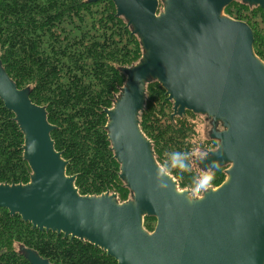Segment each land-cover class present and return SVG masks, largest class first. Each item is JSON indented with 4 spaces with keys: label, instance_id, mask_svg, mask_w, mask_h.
I'll return each mask as SVG.
<instances>
[{
    "label": "water",
    "instance_id": "water-1",
    "mask_svg": "<svg viewBox=\"0 0 264 264\" xmlns=\"http://www.w3.org/2000/svg\"><path fill=\"white\" fill-rule=\"evenodd\" d=\"M112 1L143 50L139 63L121 69L125 85L105 111L131 198L79 194L77 176L67 175L69 161L55 149L46 108L0 61V100L24 135L31 171L25 185L0 183V208L35 229L100 248L118 264H264V62L250 26L225 15L235 2L264 10V0ZM153 81L173 103L172 119L191 112L211 122L218 147L195 164L211 172L228 167L218 188L196 197L157 162L140 127ZM147 217L156 219L152 232ZM19 252L30 264H51L34 250Z\"/></svg>",
    "mask_w": 264,
    "mask_h": 264
},
{
    "label": "trees",
    "instance_id": "trees-1",
    "mask_svg": "<svg viewBox=\"0 0 264 264\" xmlns=\"http://www.w3.org/2000/svg\"><path fill=\"white\" fill-rule=\"evenodd\" d=\"M225 14L247 23L254 33V51L264 62V10L240 2ZM143 56L140 41L126 21L117 16L112 0H0V61L19 89L28 88L30 99L46 108L55 127V149L69 161L68 176L81 196L117 194L121 203L131 192L120 180L105 129L107 109L126 76L121 69L137 64ZM173 103L157 82L147 87V103L140 127L153 143L157 162L181 190L219 187L226 180L224 169H197V148L211 150L213 141L195 145L194 121L187 112L171 118ZM24 135L15 115L0 100V183L27 184L31 171L23 158ZM155 218H145L152 232ZM19 246L36 251L51 264H118L106 252L87 242L40 231L20 216L0 208V264H30Z\"/></svg>",
    "mask_w": 264,
    "mask_h": 264
},
{
    "label": "rangeland",
    "instance_id": "rangeland-1",
    "mask_svg": "<svg viewBox=\"0 0 264 264\" xmlns=\"http://www.w3.org/2000/svg\"><path fill=\"white\" fill-rule=\"evenodd\" d=\"M232 5V4H231ZM230 5V6H231ZM161 9H162V6H161ZM225 15H227V14H225ZM228 16V15H227ZM140 62V61H139ZM138 62V63H139ZM136 65V64H135ZM152 83H155V81H153V82H151L150 84H152ZM150 84H148L147 85V87L150 85ZM120 94V93H119ZM118 94V95H119ZM117 95V96H118ZM193 114V113H192ZM186 115V114H185ZM194 115H196V114H194ZM196 116H198V119L197 120H195L193 123H194V126H195V128H196V134H195V137L193 138V143L195 144V145H197V147H199L198 146V144H200L201 142H203V141H208V140H210V141H213V142H216V141H214V140H211L210 139V132H211V129H212V125H211V122L208 120H206V117L205 116H201V115H196ZM219 129L220 130H222V127L221 126H219ZM218 147V143L216 142V144L214 143V147H211V149H213V148H215V147ZM217 149V148H216ZM206 152L205 151H201V152H199V155H197V150H196V152H195V158H194V160H192L193 162H195V161H198L199 159H200V157H205V154ZM197 164V163H196ZM198 165V164H197ZM228 167H225L224 168V170H226ZM197 169H201L200 167L199 168H197ZM209 188H216V187H206V188H204V189H202V188H200L199 186H198V188L197 189H191V188H189V186L186 188V189H189V190H191L192 191V193H193V195L195 194L196 195V197H197V195L198 196H201L202 195V193L205 191V190H208ZM194 195V196H195ZM131 198V195H130V197H129V199ZM128 199V200H129ZM127 200V201H128ZM127 201H125V202H127Z\"/></svg>",
    "mask_w": 264,
    "mask_h": 264
},
{
    "label": "flooded vegetation",
    "instance_id": "flooded-vegetation-1",
    "mask_svg": "<svg viewBox=\"0 0 264 264\" xmlns=\"http://www.w3.org/2000/svg\"><path fill=\"white\" fill-rule=\"evenodd\" d=\"M216 148H217V146L215 147V148H213V149H211V150H209V149H205L204 147H200V148H197V155H199V152H201V151H205V152H209V151H214V150H216ZM206 154V153H205ZM201 158H203V157H200V159ZM194 163V162H193ZM183 190H185V189H183ZM195 195V194H194ZM196 196V195H195ZM197 197H199L198 195H197Z\"/></svg>",
    "mask_w": 264,
    "mask_h": 264
}]
</instances>
